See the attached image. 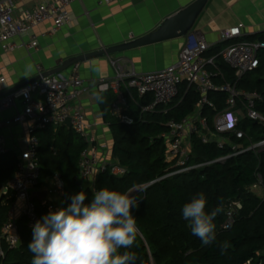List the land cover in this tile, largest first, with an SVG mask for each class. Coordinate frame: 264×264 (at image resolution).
<instances>
[{"label": "trees", "instance_id": "obj_1", "mask_svg": "<svg viewBox=\"0 0 264 264\" xmlns=\"http://www.w3.org/2000/svg\"><path fill=\"white\" fill-rule=\"evenodd\" d=\"M259 41H264V36ZM221 48L208 51L206 56H215L216 68L221 72L219 79L224 83L235 81V72L219 56ZM260 66L244 76L238 86L250 92L258 91L264 95V51L261 52ZM215 71V70H213ZM218 83V81H217ZM195 88L183 84L178 97L167 108L159 106L153 112H143V108L153 103V96L129 99L128 115L132 124H123L109 112L106 120L113 135L112 155L115 162L124 168L125 174L114 175L107 170L100 173L93 183L80 184L77 180L81 152L87 147L72 128L62 126L56 129L48 126L33 132L39 140L40 185L60 174L65 191V206L70 197L84 191L85 204H90L93 192L108 187L126 191L132 186L146 187L139 193V207L131 212L136 218L140 234L128 251L135 252L136 264H244L254 260L264 261V197H258L251 188L255 185L264 189V149L249 150L223 162H214L233 154L231 147L219 149L216 144H203L198 135L192 137L190 164L198 165L214 162L187 173L175 174L178 168L175 161L168 162V142L164 135L169 132L172 120L181 121L194 114L200 101ZM226 94L209 95L211 103L219 110L225 109ZM115 100L111 94L108 105ZM264 115V103L258 107ZM203 114L211 122L214 110L203 109ZM239 128L245 137L237 139L234 135L226 137L243 149H248L264 141V125L242 118ZM18 158L12 153L0 155V238L9 210L15 200L11 191L4 189L14 178ZM261 183V184H260ZM203 192L207 198L206 212L220 207L222 211L214 219L216 239L210 245L202 244L193 236L182 218V207L190 199ZM2 196H4L2 198ZM242 203L232 227L222 229L229 204ZM37 204L40 219L47 214L41 203ZM18 229L21 242L17 248L10 249L4 244L5 257L0 264H31L32 253L28 245L32 240L28 221L20 217ZM121 253L124 249L119 250Z\"/></svg>", "mask_w": 264, "mask_h": 264}, {"label": "built area", "instance_id": "obj_2", "mask_svg": "<svg viewBox=\"0 0 264 264\" xmlns=\"http://www.w3.org/2000/svg\"><path fill=\"white\" fill-rule=\"evenodd\" d=\"M75 1L77 0H50L38 4L34 10L20 9L19 14L16 13L18 11L16 0L0 1V47L4 51L15 50L17 46L11 42L12 39L29 34L35 27L46 22L53 24L54 31L67 26L71 22L69 7ZM119 1L123 0H101L100 4L109 5ZM242 27L239 25L221 31V41L228 43L221 52V57L235 72V81L233 82L223 84L216 82L222 76L221 72L217 68L215 71H210L208 66L215 67L214 61L205 57L212 46L202 34L198 33H191L187 36L178 62L160 71L137 73L128 66L123 58L110 60L115 72L110 85L115 95L111 113L123 124L129 125L133 122L128 112L130 109L129 99L133 98L135 94L139 97L152 95L153 103L143 108V112H153L159 106L170 105L178 97L184 83L189 87L197 88L201 96L198 103L199 110H203L207 106L214 110L211 122L205 116H200L199 119L190 116L181 121L172 120L169 122V132L164 135L169 145L166 159L168 162L175 161L178 168L171 175L187 173L214 162H223L249 150L261 151L264 149V141L248 149H243L234 142L225 139L228 134L234 135L237 139L245 137V133L239 128L242 118L264 125V115L258 110V107L264 103V95L258 91L241 90L238 86L244 76L254 72L260 66L259 56L264 51V41L234 42L242 35ZM20 47L35 50L38 47V41L33 36L29 44H22ZM41 74L40 72L39 75ZM84 92L80 64H75L71 67L69 75L59 73L43 78L41 81L34 82L2 98L0 100L1 110L14 107L18 99L23 101L24 109L11 119L0 120V155L9 153L5 138L1 133L3 129L28 121H33L32 132L45 129L48 126L59 128L64 126L70 118L72 130L87 145L80 154L78 182L84 184L93 181L98 174L107 170H110L114 175H124L126 171L124 168L117 163L108 162L102 157L105 146H102L90 132L92 128L87 123L82 108L78 104ZM213 93L226 94L225 109L219 110L210 102L209 95ZM37 97L44 98V102H40ZM193 135H198L203 144H216L219 149L231 147L233 154L214 162L191 165ZM38 151L39 140L32 135L26 149L18 158L14 178L5 188L6 191H11L15 201L2 228L0 259L5 257L4 244L10 249H14L21 242L18 229L20 217L27 219L31 237L32 226L37 220H40L34 200V191L38 187L40 179ZM141 189L143 190L139 193L144 192L146 187H141ZM139 193L134 192L132 195L137 196ZM18 202L21 203L20 206ZM41 206L46 209L47 213L50 210L61 208L51 203L47 198L42 200ZM242 207V203L239 201L229 204L222 229L229 230L232 227L235 215ZM244 264H264V261L255 263L254 260H250Z\"/></svg>", "mask_w": 264, "mask_h": 264}, {"label": "crops", "instance_id": "obj_3", "mask_svg": "<svg viewBox=\"0 0 264 264\" xmlns=\"http://www.w3.org/2000/svg\"><path fill=\"white\" fill-rule=\"evenodd\" d=\"M49 1L16 0L18 6L16 13L19 14L20 9L34 10L38 4ZM195 1L123 0L109 5H101V0H77L69 7L71 22L67 26L54 31L53 24L46 22L35 27L29 34L12 39L11 42L17 46L15 50L4 51L0 47V93L38 76L40 72L45 73L54 70L69 58L102 48L117 46L150 34L156 31L165 19ZM239 25L243 26L242 35L234 42L259 41L264 36V0H209L192 33L204 36L205 40L212 46L209 51L221 48L219 54L221 57V52L228 45V43L221 41V31ZM33 36L38 41V47L35 50L20 47L22 44H29ZM186 41L187 37L172 39L132 49L111 57H102L80 63V76L85 92L78 104L82 108L87 123L92 128L90 132L102 146H105L102 157L106 161L116 163L112 155L113 135L106 120V114L109 110L111 112L110 105L107 107L108 101L111 94H114L110 85L115 72L110 60L123 58L128 66L137 73L156 72L178 62L179 54ZM206 54L207 59L214 61L215 67L213 65L208 66V69L213 71L216 69L215 56L207 57ZM71 67L65 70L63 74L69 75ZM2 79L4 81H1ZM219 79L223 81L224 78L220 77ZM219 79L216 82L223 84L224 82L219 81ZM193 87L198 92L197 88ZM37 99L42 103L44 102V98L37 97ZM23 109V101L18 99L14 107L7 110L0 109V120L11 119L21 113ZM191 116L199 119L200 116L204 117L205 115L197 105L194 114ZM33 125V121H28L1 131L9 153L12 152L19 158L33 135ZM53 128L57 130V128ZM89 182L90 184L93 183V181ZM258 187L259 185L251 189L254 191ZM3 193H6L5 189ZM34 193L36 203L40 204L42 200L47 198L56 206H65L64 184L58 173L48 178L42 185L39 182Z\"/></svg>", "mask_w": 264, "mask_h": 264}, {"label": "clouds", "instance_id": "obj_4", "mask_svg": "<svg viewBox=\"0 0 264 264\" xmlns=\"http://www.w3.org/2000/svg\"><path fill=\"white\" fill-rule=\"evenodd\" d=\"M142 190L105 187L93 192L90 204H85L84 191L72 195L67 207L50 210L32 226L31 264H136V253L128 251L140 234L131 212L139 207V198L132 193ZM206 205L203 192L194 195L183 205L182 218L193 236L210 245L216 239L214 219L222 209L206 212Z\"/></svg>", "mask_w": 264, "mask_h": 264}, {"label": "water", "instance_id": "obj_5", "mask_svg": "<svg viewBox=\"0 0 264 264\" xmlns=\"http://www.w3.org/2000/svg\"><path fill=\"white\" fill-rule=\"evenodd\" d=\"M208 2L209 0H196L188 7L180 10L173 16H170L169 18L165 19L160 24V26L157 28L156 31L151 32L150 34H147L141 38L124 42L117 46L102 48L94 52L69 58L68 60L62 62L54 70L42 73L41 75H38L26 82H23L18 86H15L0 93V100L5 96L10 95L16 91H19L34 82L41 81L43 78L56 75L59 73H63L65 70H67L68 68H70L75 64H80L85 61L102 58V57H111L113 55L124 53L132 49H137L172 39L185 38L192 33L197 20L199 19L202 12L206 8ZM64 125L71 127V119L69 118ZM3 197L4 196H2V198Z\"/></svg>", "mask_w": 264, "mask_h": 264}, {"label": "rangeland", "instance_id": "obj_6", "mask_svg": "<svg viewBox=\"0 0 264 264\" xmlns=\"http://www.w3.org/2000/svg\"><path fill=\"white\" fill-rule=\"evenodd\" d=\"M252 190V189H251ZM253 191V190H252ZM255 193L260 197L263 198L264 197V189L262 186H259L258 188H255ZM253 191V192H254Z\"/></svg>", "mask_w": 264, "mask_h": 264}]
</instances>
